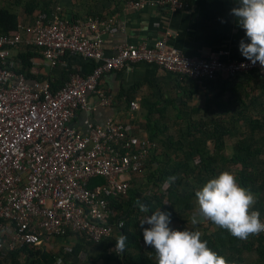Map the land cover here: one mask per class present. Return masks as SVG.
Segmentation results:
<instances>
[{
    "label": "built area",
    "instance_id": "2783aa9c",
    "mask_svg": "<svg viewBox=\"0 0 264 264\" xmlns=\"http://www.w3.org/2000/svg\"><path fill=\"white\" fill-rule=\"evenodd\" d=\"M124 6L127 11L147 6L171 12L189 9L185 0H132ZM114 22V16L95 13L68 19L55 4L47 13L36 12L27 24L19 21L16 33L0 34L1 261L13 251L40 246L47 238L82 235L96 244L116 239L123 222L114 220L109 199H125L131 181L145 173L155 144L139 136L138 126L130 123L141 110L139 101L129 102L135 113L129 114L128 122L110 115L102 124L87 118L79 129L70 126L76 111L88 113L96 105L110 109L111 94L98 86L103 74L144 63L198 83L252 71L264 75L259 62L225 61L224 52L189 57L167 47L164 37L153 46L118 44L107 55L102 35L114 28ZM19 46L35 49L51 68L67 54L90 61L92 67L85 75L68 73L57 88L50 81L29 82L17 71L12 55ZM89 94L96 97L95 105L86 101ZM95 178L103 182L89 187ZM115 245L107 252L117 254ZM86 256L80 252L75 260L83 262Z\"/></svg>",
    "mask_w": 264,
    "mask_h": 264
},
{
    "label": "trees",
    "instance_id": "16d2710c",
    "mask_svg": "<svg viewBox=\"0 0 264 264\" xmlns=\"http://www.w3.org/2000/svg\"><path fill=\"white\" fill-rule=\"evenodd\" d=\"M15 1L21 4L28 19H32L36 12L49 11V5L46 7L45 2ZM8 5L9 2L7 7L0 6V34L17 32L18 15ZM36 55L37 51L33 48H27L18 55L21 66H18L17 71L24 73L27 79L32 78L28 70L31 57ZM206 83L205 101L200 106L190 108L188 101H183L179 107H174L171 102L160 105L157 101H141L142 108L148 107L146 121L139 117L140 110L136 112L138 120L136 118L132 123L140 129L146 128L148 140L155 144L146 166L145 178L154 188L160 187L169 177L175 176L176 180L168 186L164 193L166 195H162L161 191L141 194L138 188L132 186V180L125 199H109L116 213L114 220L120 219L123 222L116 232V239L109 237L96 244L86 241L82 235H75L70 252H63L61 256L63 264L77 262L75 257L80 252L90 253L80 264H157L155 250L144 244L143 229L148 228V225L144 224L142 228L141 221L158 209L170 213L171 222H176L174 206L180 210L188 209V198L195 197V192L208 180L224 171L234 174L242 187L256 195L254 210H259L260 218L264 221V75L252 71L234 78L218 76ZM168 108L177 113L173 122L163 117ZM256 114L263 115L255 119L253 116ZM156 115L159 116L153 119ZM181 125L185 126L183 130ZM172 132L179 135H173ZM227 139L234 140L230 155L226 154ZM209 143H212V149ZM186 179H192L195 184L186 185ZM102 182L101 178L91 179L88 186ZM137 201L147 205L148 213L139 211ZM165 201L169 203L168 206ZM184 227L183 223L180 231L188 230ZM121 234L127 236L124 252L108 253L107 250ZM201 240L207 241V247L225 257L228 264H264L263 234L242 241L231 236L227 230L217 227L213 232H204ZM252 254L255 258L248 261ZM0 264H48V260L44 258L39 246L24 247L13 251L3 261L0 260Z\"/></svg>",
    "mask_w": 264,
    "mask_h": 264
},
{
    "label": "crops",
    "instance_id": "0c3cea01",
    "mask_svg": "<svg viewBox=\"0 0 264 264\" xmlns=\"http://www.w3.org/2000/svg\"><path fill=\"white\" fill-rule=\"evenodd\" d=\"M128 1L132 0H38V2H45L46 7L49 5L48 9L58 4L68 19H81L92 13L114 16V28L102 35V49L107 55L112 54L114 46L118 44L144 43L147 46H153L157 40L164 37L167 47L176 48L189 57H203L209 53L224 52L222 60L225 61L246 59L241 54L239 45L241 40L245 43L250 41L246 38L245 30L239 27L237 18L231 14V10L239 6L238 0H185L189 9L176 12L152 6L138 11H127L124 5ZM8 2V8L17 13L19 21L24 24L31 21L20 9L21 4H17L15 0H0V6H6ZM165 33H168V36H165ZM24 51L22 46L12 50V55L20 66L21 61L18 55ZM30 61L31 67L28 73L32 78L28 79L29 82L50 81L55 88L66 81L68 73L76 71L85 75L92 67L90 61L73 54H67L55 68L47 66L38 53L31 57ZM206 85V82L180 80L177 75L159 70L154 65L136 63L128 69L112 71L101 76L98 86L112 96L109 110L96 105L88 113L76 111L70 126L79 129L87 118L94 124H102L110 115L118 121L128 122L129 114L135 111L129 110L127 101H139L140 106L141 101L149 103L157 101L160 105H168L167 103L171 102L174 107H179L183 101H188L190 108L200 106L205 101ZM86 101L95 105L97 99L89 94ZM147 109L141 107L139 112V117L144 122ZM163 114V117L170 122H173L177 116L172 108L166 109ZM158 116H154L153 119ZM137 133L141 137L149 138L146 128H139ZM144 174L135 179L142 178ZM184 183H190L192 186L195 184L192 179H186ZM188 200V209L180 210L174 206L173 211H176L177 221L171 222L169 227L180 231L184 223V228L200 231L202 235L204 232L215 231L217 226L211 222H201L196 225L191 223L196 198L189 197ZM165 205L168 206L169 203L165 201ZM57 238L59 237L47 238L39 247L43 251L44 258L47 260L49 258L50 263L63 264L61 256L65 252L64 247L72 246L75 237L68 235L62 242ZM68 264L77 263L74 261Z\"/></svg>",
    "mask_w": 264,
    "mask_h": 264
},
{
    "label": "clouds",
    "instance_id": "9594fccd",
    "mask_svg": "<svg viewBox=\"0 0 264 264\" xmlns=\"http://www.w3.org/2000/svg\"><path fill=\"white\" fill-rule=\"evenodd\" d=\"M238 7L231 10L237 18L239 27L245 30L250 43L240 41L239 50L243 57L257 62L264 69V0H238ZM175 176L167 178L165 186H170ZM196 207L191 223L211 222L218 228L227 230L239 240L264 232V221L260 212L254 210L257 197L250 189L242 187L234 174L221 172L216 178L208 180L195 192ZM139 211L148 213L147 205L136 202ZM171 214L161 211L145 216L140 226L143 229L145 246L155 250L157 264H228L225 257L218 255L202 241L200 231H178L169 227ZM127 236L117 237L115 251L123 253Z\"/></svg>",
    "mask_w": 264,
    "mask_h": 264
},
{
    "label": "rangeland",
    "instance_id": "374dc122",
    "mask_svg": "<svg viewBox=\"0 0 264 264\" xmlns=\"http://www.w3.org/2000/svg\"><path fill=\"white\" fill-rule=\"evenodd\" d=\"M25 1L26 0H23L22 3L25 2ZM20 9H22V6L20 7ZM261 115H263V114H261ZM261 115H257L256 114L253 117H256L255 119H259V116H261ZM184 127L185 126L181 125V129L182 130L184 129ZM175 133L177 135V132H172L173 135H175ZM233 145H234V140L233 139H231V140L230 139L229 140L227 139V141H226V147L228 146V148L226 149V154H228V155L231 154V149L233 148ZM209 148L212 149V143H209ZM186 185H188V184H186ZM133 187L138 188V190H140V193L141 194L144 193L145 195H148L151 192L153 193L155 191H161L162 195H166L164 193L168 190V186H165V183L161 184L160 187H158V188H156V187L154 188L152 186V184L150 182H148V180H146L145 175L142 178L135 179L134 182H133ZM146 226H147V224H146ZM57 239H59L62 242V240H64V237H59ZM253 258H255L254 254H252L251 256H249L248 261H251V259H253ZM48 260H49V258H48ZM76 263L77 264H80V262H78V261ZM48 264H52V263H50L48 261Z\"/></svg>",
    "mask_w": 264,
    "mask_h": 264
}]
</instances>
